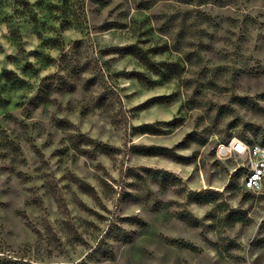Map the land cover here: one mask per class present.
<instances>
[{
    "label": "rangeland",
    "instance_id": "rangeland-1",
    "mask_svg": "<svg viewBox=\"0 0 264 264\" xmlns=\"http://www.w3.org/2000/svg\"><path fill=\"white\" fill-rule=\"evenodd\" d=\"M264 0H0V264H264Z\"/></svg>",
    "mask_w": 264,
    "mask_h": 264
},
{
    "label": "built area",
    "instance_id": "built-area-1",
    "mask_svg": "<svg viewBox=\"0 0 264 264\" xmlns=\"http://www.w3.org/2000/svg\"><path fill=\"white\" fill-rule=\"evenodd\" d=\"M216 154L220 158L234 157L240 162L244 190L257 192L264 187V143L230 138L218 144Z\"/></svg>",
    "mask_w": 264,
    "mask_h": 264
}]
</instances>
